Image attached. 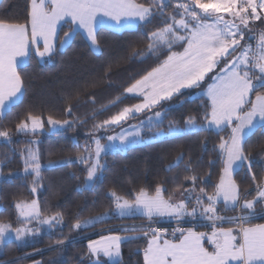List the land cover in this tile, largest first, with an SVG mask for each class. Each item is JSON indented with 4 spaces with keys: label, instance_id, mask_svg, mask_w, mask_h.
<instances>
[{
    "label": "snow or ice",
    "instance_id": "obj_1",
    "mask_svg": "<svg viewBox=\"0 0 264 264\" xmlns=\"http://www.w3.org/2000/svg\"><path fill=\"white\" fill-rule=\"evenodd\" d=\"M154 22L157 26L148 32L144 46L133 47L129 59L143 62L154 58L155 66L133 78L122 93L99 109L93 100L91 128L83 145L74 143L75 161L68 163L84 165V180L79 187L88 191L103 175V156L108 152L215 128L218 134L227 133V137L220 135L216 145L222 162L219 180L211 193L205 187L197 191V183L206 181H201L189 159L185 171L191 174L185 175L184 181H190L192 187L177 183V178L173 181L180 199L171 194L165 197L166 189L161 183L152 191L140 187L119 194L113 189L107 207L83 219V212H78L72 229L94 227L108 218L143 217L146 224L120 230L143 234V264H264V224L245 226L258 209L264 213V176L253 172L246 148L248 138L258 128H264V0H26L22 19L0 17V117L12 106L23 103L25 87L20 65L32 58L33 51L43 60L57 53V41L59 48L65 49L81 36L92 50H98L101 30L130 31ZM257 28L262 30L257 33ZM105 78L110 79L108 71ZM185 90H200L196 96L202 100L203 123L196 115L185 117L183 126L168 118L174 107L171 102L185 95ZM79 95L66 97V106L59 115L29 109L14 129L0 130V138L9 151H15L10 147L13 134L31 137L19 154L25 178L31 177L33 193L42 179L37 137L46 127L55 131L89 124L88 118L73 116V102ZM128 98L138 102L103 120L97 119ZM137 119L136 124L128 123ZM101 132L105 135H98ZM145 132L152 136L146 138ZM201 143L206 146V141ZM182 160L183 154L177 155L165 171L178 167ZM213 163L209 161L210 166ZM245 166L251 185H255V195L247 190L242 193L234 179V174ZM12 175L9 173V178ZM193 193L195 205L190 209ZM221 200L225 211L238 215H220L217 205ZM14 207L16 225L0 221V245L13 238L27 244L28 238L38 235L43 226L52 229L63 221L60 212L44 214L35 199L19 200ZM198 216L210 222V232L177 226L172 232L174 239H169L164 229L153 226L157 218L180 221ZM224 223L236 227H224ZM137 238L101 235L98 240L89 241L88 257L97 258L94 264H102L101 256L110 264H120L121 245ZM64 243V239L56 241L58 245Z\"/></svg>",
    "mask_w": 264,
    "mask_h": 264
},
{
    "label": "trees",
    "instance_id": "obj_2",
    "mask_svg": "<svg viewBox=\"0 0 264 264\" xmlns=\"http://www.w3.org/2000/svg\"><path fill=\"white\" fill-rule=\"evenodd\" d=\"M25 6L26 0H0V17L22 19ZM156 26L154 22L148 27L141 26L130 31L101 30L98 37L100 40L98 53L90 48L83 36L74 39L71 46L63 50H60L57 41V53L43 62H39L32 53L29 62L20 66L25 87L23 103L12 106L3 117H0V130L14 129L15 124L29 109L37 112L43 110L45 113L52 111L59 115L66 106L65 98L79 93V99L73 102V116L88 118L89 124L77 125L74 129H59L51 133L46 127L37 137L41 164L76 157L73 145L77 141L83 145L91 128L90 114L93 111V100L95 108L99 109L101 105L108 104L122 93L123 88L133 78H139L155 66L154 58L141 62L138 59L130 60L129 56L133 47L139 49L144 46L148 32L154 30ZM59 35L63 36V32ZM106 71L110 79L105 78ZM198 91L200 90H186L185 95L173 100L171 103L174 107L169 112L168 118L183 126L185 117L196 115L201 118L200 123H203L204 108L202 100L196 96ZM136 102L138 100L132 98L125 99L123 103L118 102L116 107L99 115L97 119L103 120L120 108ZM142 118L143 116L140 117ZM138 122L139 119L130 120L128 123ZM119 130L116 129L117 132ZM98 135L103 136L105 133L101 132ZM144 135L147 137L148 133L145 132ZM220 135L227 137V133L218 134L217 131L210 129L196 135L169 137L147 142L123 152L107 153L103 156V175L88 191H82L79 187L84 180L85 168L78 163L42 169V179L35 193L31 190L30 176L25 178V175H22L1 180L0 221L11 222L15 226L17 214L14 204L19 200L33 199L38 202L46 215L62 213L63 221L52 229L42 227L38 235L28 238L27 244L8 241L1 245L0 264H92L87 252L88 241L109 233H98L99 231L111 225L147 221L144 218H108L103 224L83 230H73L72 225L77 213L82 211L81 219H83L102 211L108 206L111 199L109 192L113 189L119 194H125L132 189L138 190L140 187L152 191L158 183H161L166 189L165 197L170 194L174 196L178 193L174 191V178H177V183L183 182L191 188V182L184 181V176L191 174L185 171L189 159L192 169L199 174L201 181H206V184L197 183V191L199 187H205L211 193L219 180L222 168L216 149ZM30 139L31 137L13 134L10 147L15 151H9L0 138V170L3 174L23 169L19 153ZM202 141H206V146H202ZM246 148L252 161L253 172L258 177L264 176V128H258L255 134L248 138ZM180 154H183V160L179 166L171 171H165V166L172 163ZM210 160L214 162L211 166ZM77 176L80 177L79 180L76 179ZM234 179L240 185L242 193L245 190L252 195L255 193V185H251L246 166L234 174ZM218 208L221 212L220 204ZM257 212L261 214L259 209ZM223 213L229 216L235 212L228 210ZM251 222L262 223L264 216ZM115 234L138 237L121 245L120 264H143L141 250L146 245L143 234L120 231ZM58 239H64L65 243L56 244ZM101 262L110 264L108 261Z\"/></svg>",
    "mask_w": 264,
    "mask_h": 264
},
{
    "label": "built area",
    "instance_id": "obj_3",
    "mask_svg": "<svg viewBox=\"0 0 264 264\" xmlns=\"http://www.w3.org/2000/svg\"><path fill=\"white\" fill-rule=\"evenodd\" d=\"M263 216H264V213L257 214L251 217L247 223L253 220H256L260 217H263ZM146 223L147 222L129 223V224L124 223V224H118V225H111L99 231L98 233H107L109 232V230H111V233H116L117 231H120L122 228L139 226V225L146 224ZM231 225H234V224L224 223L223 226H231ZM153 226L160 228V229H164L166 231V236L169 239H174V237L172 236V232H173V229H175L177 226L184 227V228L193 227L195 231H204V232L211 231L210 222L202 218H199V217L195 220H193L192 218H184L183 220H180V221H177V220L157 221ZM176 236H179V233H177Z\"/></svg>",
    "mask_w": 264,
    "mask_h": 264
},
{
    "label": "rangeland",
    "instance_id": "obj_4",
    "mask_svg": "<svg viewBox=\"0 0 264 264\" xmlns=\"http://www.w3.org/2000/svg\"><path fill=\"white\" fill-rule=\"evenodd\" d=\"M257 23V25H259V23L260 22H256ZM257 30H259V28H257L256 29V31ZM113 31H115V30H113ZM116 32H120V31H116ZM259 32V31H258ZM257 32V33H258ZM85 38V37H84ZM86 39V38H85ZM86 41H87V39H86ZM88 42V41H87ZM252 43H253V45L255 44V40H253V41H251ZM88 44H89V42H88ZM89 46H90V44H89ZM91 48V47H90ZM60 50H63V49H60ZM95 53H98L99 52V49L98 50H93ZM33 54H35L34 53V51L32 52ZM48 57H45L43 60H40V58H38L37 57V59H38V61L39 62H43L44 60H46ZM29 61H27V62H23V63H21V65L20 66H24V65H26L27 63H28ZM186 91V90H185ZM59 130V129H58ZM212 130H215L216 131V129H212ZM56 131V130H55ZM120 131V130H119ZM49 132L51 133V132H54V131H50L49 130ZM147 133V132H146ZM115 134V133H114ZM152 136V133H148V135H147V137H151ZM146 137V138H147ZM151 141H155V140H148V142H151ZM143 145V144H142ZM139 146V145H138ZM117 151H119V150H117ZM112 152H116V151H111V152H108V153H112ZM119 152H123V151H119ZM69 160H71V161H75V157H72V158H66V159H61V160H56V161H54V162H50V163H45V164H41L42 165V168H41V170L42 169H44V168H50V167H53V166H58V165H62V164H67L68 163V161ZM0 173H2L1 172V170H0ZM10 173H12L13 175H12V177L11 178H13V177H16V176H22V175H25L24 174V172H23V169L22 170H20V171H15V172H10ZM11 178H9V173H6V174H3L2 173V175H0V181L1 180H4V179H11ZM254 195H255V193H254ZM194 197L195 196H193V199H192V201L190 202V204H189V208L191 209V207L192 206H194L195 205V199H194ZM249 199H251L252 198V196H249L248 197ZM221 202H222V204H223V201L221 200ZM218 207V206H217ZM218 210H219V208H218ZM219 214H221V215H225V213H221L220 212V210H219ZM236 215H238V213H234L233 215H229V216H227V215H225V217H232V216H236ZM199 217V216H198ZM33 225H29V227H32ZM232 226H235V225H231V226H224V227H232ZM44 228L45 227H47V226H43ZM29 238H31V237H29ZM10 241H15V239L13 238L12 240H10ZM15 242H17V241H15ZM0 247H1V245H0Z\"/></svg>",
    "mask_w": 264,
    "mask_h": 264
},
{
    "label": "crops",
    "instance_id": "obj_5",
    "mask_svg": "<svg viewBox=\"0 0 264 264\" xmlns=\"http://www.w3.org/2000/svg\"><path fill=\"white\" fill-rule=\"evenodd\" d=\"M260 30H262L261 28H259V30H257V32L258 31H260ZM213 129H215V128H213ZM254 195V194H253ZM193 196H195V194L193 195ZM174 199H180V193L178 192V193H176L174 196ZM220 207L222 208V210H221V213H223V211H225L224 210V206H223V204H222V202L220 201ZM218 204V205H219ZM217 205V206H218ZM134 218H143V217H134ZM185 218H190V217H185ZM122 219H124V218H122ZM173 220H175V219H171V218H167V217H165V218H157V221H173ZM256 224H264V222H262V223H253V222H249V223H247L245 226H253V225H256ZM232 227H236V226H232ZM198 232H204V231H198ZM206 232H210V231H206ZM109 234H115V233H107V234H104V235H109ZM100 237H98V238H96V239H92V240H98ZM91 241V240H90ZM88 243H89V241H88ZM88 243H87V245H88ZM97 258H95V257H93L90 261H91V263L92 264H94V262H95V260H96ZM100 261H108L107 260V258H105V257H103V256H101L100 258ZM109 262V261H108Z\"/></svg>",
    "mask_w": 264,
    "mask_h": 264
}]
</instances>
